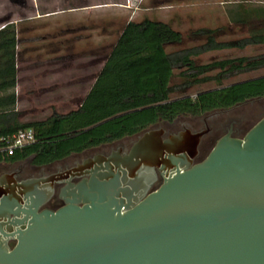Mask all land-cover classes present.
Wrapping results in <instances>:
<instances>
[{"label": "water", "instance_id": "obj_1", "mask_svg": "<svg viewBox=\"0 0 264 264\" xmlns=\"http://www.w3.org/2000/svg\"><path fill=\"white\" fill-rule=\"evenodd\" d=\"M159 133L123 161L114 152L68 174L0 175V264H264V116L197 163L200 133ZM61 180L65 205L42 208Z\"/></svg>", "mask_w": 264, "mask_h": 264}, {"label": "trees", "instance_id": "obj_2", "mask_svg": "<svg viewBox=\"0 0 264 264\" xmlns=\"http://www.w3.org/2000/svg\"><path fill=\"white\" fill-rule=\"evenodd\" d=\"M254 14V15H251ZM247 15V13L245 14ZM251 18L259 17L252 11ZM242 23L243 20L238 18ZM264 24L263 20H257ZM225 28L200 27L189 32L199 45L167 51L183 41L182 34L167 22L148 17L128 21L113 44L93 85L77 109L52 113L44 120L21 122L15 109L17 37L12 24L0 28V135L32 129L35 142L0 154V160L35 155L48 162L70 152L139 131L158 119L171 121L180 113L199 114L225 108L248 98L264 96V75L223 85L227 77L264 67V55L236 57L198 64L195 58L213 50L264 44V27L249 36L218 41ZM217 70L214 75L211 71ZM215 81L217 87L187 93L193 87Z\"/></svg>", "mask_w": 264, "mask_h": 264}, {"label": "rangeland", "instance_id": "obj_3", "mask_svg": "<svg viewBox=\"0 0 264 264\" xmlns=\"http://www.w3.org/2000/svg\"><path fill=\"white\" fill-rule=\"evenodd\" d=\"M252 11L260 16L251 18L248 15ZM145 17L167 22L182 34L180 44L166 47L171 52L201 44L188 37L190 30L200 27L225 28L218 41L237 40L259 31L264 27L257 21H264V0H0V28L12 24L17 37V81L10 91L17 97L15 109L23 113L20 121L44 120L54 112L77 109L122 27ZM240 17L245 23L238 20ZM262 55L264 44L249 45L208 51L195 62ZM261 75L264 67L227 77L222 84ZM217 86L212 80L187 93L193 95ZM262 104L264 100L246 102L237 112L250 110L258 115L257 108ZM258 119L253 118L250 126Z\"/></svg>", "mask_w": 264, "mask_h": 264}, {"label": "flooded vegetation", "instance_id": "obj_4", "mask_svg": "<svg viewBox=\"0 0 264 264\" xmlns=\"http://www.w3.org/2000/svg\"><path fill=\"white\" fill-rule=\"evenodd\" d=\"M263 100L264 96L253 97L225 108H214L199 114L180 113L171 121L158 119L156 122L134 133L124 134L118 138L101 142L80 151L70 152L61 158L48 162H35L34 154L13 161L0 160V175L12 173L17 180H23L68 174L70 173V168L76 167L87 159L95 160L100 157L114 158V152H119L123 161L129 155L134 143L138 142L146 132L152 130L160 132L159 138L161 140L168 138L170 135L186 132L187 130L193 134L200 133L201 137L194 159V163H197L209 154L218 140L223 136L228 134L234 138H242L264 116V104L258 106L257 109H260L258 115H256L255 111L250 110L237 112V108L246 102L253 103L254 101L261 102ZM255 117H259V119L250 126V121ZM182 118L188 119L182 120ZM158 174L159 176L151 184L148 192L156 189L162 183L163 178L159 171ZM83 177L88 176H74L70 181L77 183ZM66 186V180L53 182V194L42 208L57 210L65 205L64 200L60 197V193Z\"/></svg>", "mask_w": 264, "mask_h": 264}, {"label": "built area", "instance_id": "obj_5", "mask_svg": "<svg viewBox=\"0 0 264 264\" xmlns=\"http://www.w3.org/2000/svg\"><path fill=\"white\" fill-rule=\"evenodd\" d=\"M35 140L32 129H22L12 134L0 135V154L12 155L15 150L32 144Z\"/></svg>", "mask_w": 264, "mask_h": 264}, {"label": "crops", "instance_id": "obj_6", "mask_svg": "<svg viewBox=\"0 0 264 264\" xmlns=\"http://www.w3.org/2000/svg\"><path fill=\"white\" fill-rule=\"evenodd\" d=\"M69 112V111H68Z\"/></svg>", "mask_w": 264, "mask_h": 264}]
</instances>
